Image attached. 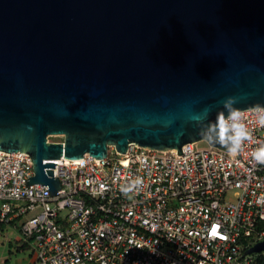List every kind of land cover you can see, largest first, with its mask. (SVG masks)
Here are the masks:
<instances>
[{
    "label": "water",
    "instance_id": "water-1",
    "mask_svg": "<svg viewBox=\"0 0 264 264\" xmlns=\"http://www.w3.org/2000/svg\"><path fill=\"white\" fill-rule=\"evenodd\" d=\"M227 100L264 108V0H0V149L30 154L27 185L110 146L228 151Z\"/></svg>",
    "mask_w": 264,
    "mask_h": 264
},
{
    "label": "built area",
    "instance_id": "built-area-1",
    "mask_svg": "<svg viewBox=\"0 0 264 264\" xmlns=\"http://www.w3.org/2000/svg\"><path fill=\"white\" fill-rule=\"evenodd\" d=\"M237 111L249 138L236 154L130 143L104 158L44 160L58 163L53 195L27 185L29 153L0 150V225H19L26 264H264V248L252 250L264 243V164L252 156L264 144V108Z\"/></svg>",
    "mask_w": 264,
    "mask_h": 264
},
{
    "label": "clouds",
    "instance_id": "clouds-1",
    "mask_svg": "<svg viewBox=\"0 0 264 264\" xmlns=\"http://www.w3.org/2000/svg\"><path fill=\"white\" fill-rule=\"evenodd\" d=\"M229 100H232L229 98ZM229 100L225 102V109L228 112V116L217 115L216 126L212 131L215 136H210V139L218 140L219 143L225 145L231 154H236L241 148L242 141L248 139V132L244 124L240 122L239 111L233 109L230 106ZM234 102V101H233ZM260 123L264 125V114L260 116ZM228 141L231 143L229 144ZM253 158L261 164H264V144L260 146L257 150L252 153ZM143 181L137 178L131 184L127 185L122 189L125 193L132 191L142 185Z\"/></svg>",
    "mask_w": 264,
    "mask_h": 264
},
{
    "label": "rangeland",
    "instance_id": "rangeland-1",
    "mask_svg": "<svg viewBox=\"0 0 264 264\" xmlns=\"http://www.w3.org/2000/svg\"><path fill=\"white\" fill-rule=\"evenodd\" d=\"M58 137L61 138L62 136H50L49 139H59ZM197 145L208 147L209 143L206 140H201L197 142ZM18 239L19 233L11 227L0 233V264H26L29 262L32 257L31 250L28 248L21 249V243L19 244Z\"/></svg>",
    "mask_w": 264,
    "mask_h": 264
},
{
    "label": "trees",
    "instance_id": "trees-1",
    "mask_svg": "<svg viewBox=\"0 0 264 264\" xmlns=\"http://www.w3.org/2000/svg\"><path fill=\"white\" fill-rule=\"evenodd\" d=\"M53 138H55V137H53ZM58 138L59 139H51V140H53V141H62L63 140V137H61V138L58 137ZM13 224H14V226H16L19 229V225L16 222H14ZM6 227H7V225H0V233L3 232L6 229ZM25 247H26V245L21 246V248H25Z\"/></svg>",
    "mask_w": 264,
    "mask_h": 264
},
{
    "label": "crops",
    "instance_id": "crops-1",
    "mask_svg": "<svg viewBox=\"0 0 264 264\" xmlns=\"http://www.w3.org/2000/svg\"><path fill=\"white\" fill-rule=\"evenodd\" d=\"M8 227H11V228H13L14 230H16L18 233H19V239L17 240L18 242H19V244L22 246V245H25L24 243H22V241H21V238H20V232H19V230H18V228L17 227H12V226H7L6 228H8ZM12 242H10V244H11ZM12 245V244H11ZM26 248V247H25ZM21 249H24V248H21Z\"/></svg>",
    "mask_w": 264,
    "mask_h": 264
},
{
    "label": "bare ground",
    "instance_id": "bare-ground-1",
    "mask_svg": "<svg viewBox=\"0 0 264 264\" xmlns=\"http://www.w3.org/2000/svg\"><path fill=\"white\" fill-rule=\"evenodd\" d=\"M1 150V149H0Z\"/></svg>",
    "mask_w": 264,
    "mask_h": 264
}]
</instances>
